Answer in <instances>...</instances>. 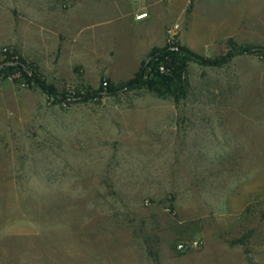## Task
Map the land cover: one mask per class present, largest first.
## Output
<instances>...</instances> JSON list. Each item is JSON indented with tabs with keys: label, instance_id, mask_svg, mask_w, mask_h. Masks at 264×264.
I'll list each match as a JSON object with an SVG mask.
<instances>
[{
	"label": "rangeland",
	"instance_id": "374dc122",
	"mask_svg": "<svg viewBox=\"0 0 264 264\" xmlns=\"http://www.w3.org/2000/svg\"><path fill=\"white\" fill-rule=\"evenodd\" d=\"M119 1L0 0V63L5 47L16 50L6 39L20 4L47 5L71 10L69 36L57 24L48 56H21L46 84L95 92L104 79L126 82L79 50V8ZM174 1L163 0L182 16L168 25H178L180 46L206 58L236 49L229 40L262 50L220 67L187 60L177 97L144 86L54 103L19 72L0 77V264H264V142L248 130L264 112V24H247L245 40L234 33L194 47L213 2L179 0L171 10ZM198 175L235 190L226 208L192 197ZM197 238L199 248L177 249Z\"/></svg>",
	"mask_w": 264,
	"mask_h": 264
},
{
	"label": "crops",
	"instance_id": "0c3cea01",
	"mask_svg": "<svg viewBox=\"0 0 264 264\" xmlns=\"http://www.w3.org/2000/svg\"><path fill=\"white\" fill-rule=\"evenodd\" d=\"M180 2L175 0L170 4L171 10L180 9ZM212 2L214 10H209L205 22L207 30L204 34L192 31L194 38L191 46L207 45L215 48L221 37L231 39L234 33L238 34V39L245 40L247 24H264L261 20L264 17V0ZM220 5L221 10L218 8ZM19 11L20 20L6 40L11 42L21 56H48L49 49L54 47V39L58 37V33L53 29L57 24L61 23L69 36L72 15L70 9L59 10L47 5L35 7L24 2L20 4ZM142 14L144 15L139 17ZM77 16L79 50L82 56L89 64L101 65L104 74L111 81L132 79L150 51L166 45L168 25L175 21L182 22V16L172 15L163 0H121L104 8L82 5ZM60 17L61 21L58 19ZM92 58H95V61H91ZM127 60L131 61L132 67L125 66ZM124 73L129 74L125 77ZM254 123L255 127L248 128L249 134L264 142V112L255 116ZM197 158L201 160L199 155ZM202 177L198 175L194 178L191 186L192 197L205 202L208 209L226 208L229 201L227 195L235 190H228L214 180L200 184ZM238 200L240 206L242 199Z\"/></svg>",
	"mask_w": 264,
	"mask_h": 264
},
{
	"label": "trees",
	"instance_id": "16d2710c",
	"mask_svg": "<svg viewBox=\"0 0 264 264\" xmlns=\"http://www.w3.org/2000/svg\"><path fill=\"white\" fill-rule=\"evenodd\" d=\"M229 45L230 48L236 49L228 52L224 56L216 58L202 57L180 46L177 41H175L173 45L166 44L162 48H153L147 59L142 62L139 71L133 79L126 82H120L118 84H113L109 80L104 79L107 82V86L103 87V80L99 90L95 92L88 90V88L82 90L83 92L81 90H74L73 92L57 90L54 86L45 83L38 72L37 65L27 63L16 50L4 53L5 58L0 63V77L7 78L10 75H14L19 72L29 83H33L38 86L47 95L48 99L54 103L87 101L92 96L101 93L113 94L118 91L130 90L144 86L150 88H156L157 86H165L167 89L172 88V94L174 97H177V93L182 89L183 85H188L186 72L187 60L193 61L204 67H220L228 63L229 59L233 55L252 54L262 50V48L253 45L236 47L233 40H229ZM160 62L166 63V73L159 72L158 64ZM148 70L149 73L146 74ZM249 235L250 232L238 240V243H244Z\"/></svg>",
	"mask_w": 264,
	"mask_h": 264
},
{
	"label": "built area",
	"instance_id": "2783aa9c",
	"mask_svg": "<svg viewBox=\"0 0 264 264\" xmlns=\"http://www.w3.org/2000/svg\"><path fill=\"white\" fill-rule=\"evenodd\" d=\"M144 14L140 15L139 17L143 16ZM178 29V25H175L173 28L168 30V36H167V41L166 44H170L173 45L175 42V31ZM11 50H9V48L5 47L3 49L4 53L10 52ZM158 70L160 73H166L167 72V65L164 62H160L158 64ZM149 73V70H148ZM103 87L107 86V82L104 80L102 83ZM69 92H73V91H69ZM202 242L199 238L194 239V240H190L188 242H180L177 245V249L179 251H187V250H192V249H197L201 246Z\"/></svg>",
	"mask_w": 264,
	"mask_h": 264
},
{
	"label": "water",
	"instance_id": "95a60500",
	"mask_svg": "<svg viewBox=\"0 0 264 264\" xmlns=\"http://www.w3.org/2000/svg\"><path fill=\"white\" fill-rule=\"evenodd\" d=\"M150 59V58H149Z\"/></svg>",
	"mask_w": 264,
	"mask_h": 264
}]
</instances>
